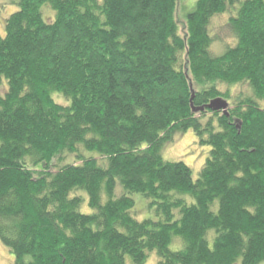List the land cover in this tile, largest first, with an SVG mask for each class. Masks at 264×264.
<instances>
[{"label":"trees","instance_id":"1","mask_svg":"<svg viewBox=\"0 0 264 264\" xmlns=\"http://www.w3.org/2000/svg\"><path fill=\"white\" fill-rule=\"evenodd\" d=\"M9 4L0 241L14 264L264 261V0H197L184 35L178 0ZM225 13L235 42L214 54ZM218 97L228 115L193 110ZM188 130L210 147L196 179L162 154Z\"/></svg>","mask_w":264,"mask_h":264},{"label":"rangeland","instance_id":"2","mask_svg":"<svg viewBox=\"0 0 264 264\" xmlns=\"http://www.w3.org/2000/svg\"><path fill=\"white\" fill-rule=\"evenodd\" d=\"M197 0H178V5L176 9V20L179 24L180 33L182 35L186 32V16L189 12L193 11L195 3ZM16 6L9 4V0H0V21L3 22L4 18L8 17L14 10ZM46 14H52L50 11ZM5 18V19H6ZM228 20V13L217 16L212 21V34L216 38L212 45V51L214 54H220L225 50L228 45L234 44L233 35L230 34L224 27ZM0 25L2 26V23ZM0 85V93L6 91L7 82ZM223 91L230 89L232 95H236L246 90L247 85H235V86H221ZM55 97H62L59 94H56ZM232 101H230L231 103ZM264 106V102H261ZM210 152L209 146H201L193 132V130H188L183 133H179L174 137V140L167 143L163 147L162 154L164 159L168 161H184L187 165L192 168L194 178L198 177L200 170L202 169L205 161ZM119 188H121L119 186ZM120 194V192H118ZM133 198L138 203L136 204L135 214L138 216V219H144L145 216H148L149 211L147 209V203L142 199L144 198L140 194H134ZM145 199V198H144ZM83 212L90 213L92 210L88 206V202L85 201L82 205ZM183 243L172 244L173 249H179ZM15 257L12 252L0 241V264H14ZM157 261V255L155 252H151L149 259L146 264H155ZM259 264H264L262 261Z\"/></svg>","mask_w":264,"mask_h":264},{"label":"water","instance_id":"3","mask_svg":"<svg viewBox=\"0 0 264 264\" xmlns=\"http://www.w3.org/2000/svg\"><path fill=\"white\" fill-rule=\"evenodd\" d=\"M230 104L227 99L223 97H218L210 101V103L200 106V107H194L193 110L196 112L205 110V108H210L212 110H222L225 114L228 115V108Z\"/></svg>","mask_w":264,"mask_h":264}]
</instances>
